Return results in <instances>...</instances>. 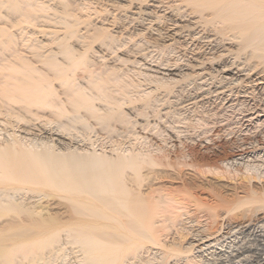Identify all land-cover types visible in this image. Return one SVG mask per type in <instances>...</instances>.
<instances>
[{
    "label": "bare ground",
    "instance_id": "1",
    "mask_svg": "<svg viewBox=\"0 0 264 264\" xmlns=\"http://www.w3.org/2000/svg\"><path fill=\"white\" fill-rule=\"evenodd\" d=\"M110 1L118 0H0V112L9 116L3 119L5 125L23 128H19L23 135L0 145V264H53L62 250L61 236L76 248L78 264H143V250L148 245L162 247L161 237L178 230L185 214L208 220L209 232L222 214L236 221L248 217L243 206L264 203V188L246 184L264 178V156L257 162L258 146H254L258 141L248 142L252 155L239 153L243 157L237 162L243 169L238 174L240 186L207 181L225 173L204 155L209 145H215L208 131L218 133L222 128L215 129L217 119L195 117L208 111L207 106L182 93V82L189 76L200 79L205 70L204 76L222 84L216 105L222 106V112L231 110L228 114L236 118L239 132L243 119L252 122L264 116V0H129L114 10L141 6L133 19L137 23L130 28L123 16H114L118 10L108 11ZM152 11L154 19L149 18ZM137 35L142 36L140 43L133 41ZM141 50H146V57L152 51L158 56L151 63L130 61ZM188 50L191 57L182 59ZM128 62L143 67L133 71L137 79L121 68ZM142 70L172 76H151ZM141 75L149 89H141ZM180 92L187 99L178 103ZM175 102L183 109L185 103L193 104L187 107L192 115L177 114ZM170 113L175 114L172 124L162 129L150 122ZM34 119H47V125L42 127ZM183 121L202 129L185 135L191 142L194 137L204 142L205 152L198 150L201 162L186 159L193 154L194 143L188 144L187 153L182 147L179 152L172 150V158V147H153L147 134L135 129L152 132L167 144V126L179 137L183 130L173 123ZM263 123L258 124L261 132ZM42 130L51 133L47 138L41 134L46 141L36 145L33 139ZM93 132H103L100 137L108 141L96 138L100 144L95 145ZM243 144L236 143L240 151H246ZM191 214L185 219L192 220ZM243 246L231 257L246 252ZM182 248L167 244L165 255H180Z\"/></svg>",
    "mask_w": 264,
    "mask_h": 264
},
{
    "label": "rangeland",
    "instance_id": "2",
    "mask_svg": "<svg viewBox=\"0 0 264 264\" xmlns=\"http://www.w3.org/2000/svg\"><path fill=\"white\" fill-rule=\"evenodd\" d=\"M94 1V0H93ZM96 1H98V0H96ZM99 1H101V0H99ZM111 3H112V1H110ZM119 2V3H118ZM120 2H122V3H120ZM127 2V3H126ZM124 3H126V4H124ZM129 3V0H118V1H116V2H113L111 5H109L108 7H107V9H108V11H111L112 13L113 12H116L117 10V12L116 13H114L115 15L114 16H116V17H118V16H123L122 18L124 19V22L125 23H128L127 21H129V25L128 24H125L126 26H128V28H130V27H133L132 26V24H134V23H137V22H134L133 21V19H137V17L139 16V12H141L142 10H141V6L139 7L138 6V8H137V6H134L133 4H131L130 5V7H123L124 8V10L122 9V10H120V8L119 9H117V10H114V9H116L114 6H118V5H120V4H123V5H127ZM114 4V5H113ZM130 9V10H129ZM135 9H137V10H135ZM139 9V10H138ZM131 12H129V11ZM132 10H133V12H132ZM148 9H146V11H147ZM150 10V9H149ZM149 10H148V12H149ZM126 12V13H125ZM129 12V13H128ZM137 12V13H136ZM155 12V11H154ZM153 11L152 12H150L151 14H150V16H149V18H153V16H154V13ZM158 12H160V13H162V10H159ZM157 12V13H158ZM120 13V14H119ZM125 15H124V14ZM119 14V15H118ZM123 14V15H122ZM136 14V15H135ZM137 14H138V16H137ZM152 14H153V16H152ZM159 14V13H158ZM131 17L132 15V18L130 19V17ZM156 15V14H155ZM110 17L112 18L113 16L110 14ZM125 17V18H124ZM129 17V18H128ZM154 17H156V16H154ZM151 18V19H152ZM126 19V20H125ZM129 19V20H128ZM154 19V18H153ZM130 20H132V21H130ZM130 22H132V23H130ZM113 28V27H112ZM128 28H126V30H128ZM114 29V28H113ZM144 36V35H143ZM140 39H142V36L141 35H137V36H135L134 37V40L133 41H137L138 43H140L141 41H140ZM140 45V44H139ZM138 45V46H139ZM143 46L144 47H147V46H145L144 44H143ZM151 48H148V50H150ZM182 49H180V52H178L179 54H183V50L181 51ZM144 51H146V50H141L140 52H138L137 54H135L134 55V53L132 54V58L130 59V61H132V60H139V62H141V63H143L145 60H147V61H149L150 63H151V61L153 62L154 61V59H155V57H157L158 56V54H156V51H152L151 53H149L148 55L149 56H145V54H146V52H144ZM178 51V50H177ZM191 50H188L187 51V55H186V57L188 56V57H191V53L189 54V52H190ZM145 53V54H144ZM143 54H144V56H143ZM151 54V55H150ZM155 54V55H154ZM173 54V53H172ZM172 54H169L170 55V57H172ZM137 56V57H136ZM141 56V57H140ZM153 56V57H152ZM167 56V54L165 55V57ZM129 57V56H128ZM143 57V58H142ZM176 57V56H175ZM186 57H182V59L183 58H185V60L186 59H188V57L186 58ZM136 58V59H135ZM140 58V59H139ZM141 58L143 59V60H141ZM150 59V60H149ZM143 61V62H142ZM148 62V63H149ZM130 63H132V62H128L127 64H126V66H121V68H123L124 69V67L125 68H127V69H130V70H127V69H124L123 71L124 72H129L131 75H134V78L135 79H137L138 77L137 76H135V74H133V71L134 72H140L141 71V68H143V67H140L139 68V65H136V64H134V63H132V64H130ZM129 64V65H128ZM134 64V65H133ZM131 67V68H130ZM133 67V68H132ZM137 67L140 69V71H139V69L137 70ZM126 70V71H125ZM198 70V69H197ZM144 73H145V71L146 70H142ZM195 71V70H194ZM187 72V71H186ZM197 72H201L200 70H198ZM205 70H203L202 71V74L203 75H201L202 77L200 78V79H194L192 76L190 77L189 76V78H187L186 79V81H184V82H182V84H183V86H185V90L182 92L183 93V95L185 94V96H186V94H187V98L188 97H195L194 99L196 100V101H198L199 99V101H198V103L201 105H204L203 107L205 108L206 106V108L205 109H207L208 111H205V113H201V112H197L196 114V116L195 117H197L198 115H204V116H200V118H202L203 120H206V121H211V120H214V121H216V119H217V121H220L219 122V124H218V122L216 123V127H215V129H217L218 130V128H222V130H219V132L217 133V131H213L214 129H212L211 131H208V135H211L212 136V139L214 140V144L215 145H209V148L211 149V151H210V149H209V151H207L206 150V148H205V150H206V152H208V154H204L205 155V158H207V159H211L212 161L214 160V161H216L217 163H218V167L223 171V172H225V173H223L222 174V176H221V174H217L216 176H214V177H212V178H207V181L208 182H212V183H214V182H216V183H214V184H217V183H222V184H224V185H232V186H234V185H238V186H240V183H242L243 181L241 180V178H240V175H238V174H240V171L241 170H243V169H241V167L239 166V164H237V162H239V161H241V158L243 159V157L242 156H240V154H243L244 153V155L243 156H247V153H248V155L250 154V155H252L253 153H251V149H250V146H252L251 144L249 145L248 144V142H251V140H255V141H258V142H255V144H254V146H258V147H256V149H257V151H256V153L258 152V157L259 158H257L258 160H257V162H262L263 160H262V158H264V157H262V156H264V137L262 136L263 134H264V132H261V127L262 126H258V124L261 122V120H264V116H260V117H258V119H253V121L252 122H249V121H245V119H243L244 121H243V125L240 127L241 128V132H239L238 131V127H237V124L235 123V117L233 116V114L232 113H230V114H228L231 110L230 109H227V111L225 110V112H222V111H224V109L222 108V106H219V105H216V103H218V100H215V95L216 94H218V92L221 90V88H220V86L222 85H220V84H217L216 82H217V79H213V80H211V79H209V76H204L205 75ZM151 74V76H157V77H164V78H170L172 75H162V74H159V73H154V72H148V71H146V74ZM176 73V72H175ZM162 75V76H161ZM142 76V75H141ZM140 76V79L139 80H141V82H142V86H141V89H144V88H150L149 86L147 87L146 85H144L145 84V80H143V76L141 77ZM150 76V77H151ZM204 76V77H203ZM149 77V78H150ZM191 78V79H190ZM193 78V79H192ZM205 78V79H204ZM143 80V81H142ZM193 80H194V82H193ZM205 81V82H204ZM190 82V83H189ZM193 82V83H192ZM201 82V83H200ZM214 82V83H213ZM188 83V84H187ZM198 83V84H197ZM200 83V84H199ZM191 86H190V85ZM196 85V86H195ZM202 85H204V86H202ZM216 85V86H215ZM144 86V87H143ZM146 86V87H145ZM188 86V87H187ZM192 87H193V89H192ZM152 88V87H151ZM196 88H199L198 90L196 89ZM209 88V89H208ZM190 89V90H189ZM214 91H213V90ZM216 89V90H215ZM218 89V90H217ZM220 89V90H219ZM193 90V91H192ZM205 90V91H204ZM206 90H212L211 91V93L209 94V93H206V92H208V91H206ZM223 90V89H222ZM221 90V91H222ZM187 92V93H186ZM217 92V93H216ZM181 93V92H180ZM179 93V94H180ZM182 93L180 94V97L182 98H180L179 99V101H178V103H181L183 100H186L187 98H185V96H183L182 95ZM190 93V94H189ZM197 94V95H196ZM223 93H220L219 95L221 96ZM195 95V96H194ZM203 95V96H202ZM201 96V97H200ZM199 97V98H198ZM174 98V97H173ZM183 98H185V99H183ZM171 100H176L175 98L174 99H171ZM201 100H202V102L203 103H201ZM191 101V100H190ZM208 101V102H207ZM217 101V102H216ZM213 103V104H212ZM186 104V106H185V109H183L184 107H181V106H177V104H176V102H175V105H176V112H177V114H181L182 116H188V115H192V111L190 110V109H188L189 107H191V105H193V104H191V105H187V103H185ZM188 107V108H187ZM178 108V109H177ZM212 108H213V111H211L212 110ZM215 108H217V110H214ZM180 109H182V110H180ZM220 109V110H219ZM2 110H4V107H2ZM199 110V109H198ZM201 110V109H200ZM228 110H229V112H228ZM187 111V112H186ZM179 112V113H178ZM190 112V113H189ZM192 112V113H191ZM162 113H163V111H162ZM187 113H189V114H187ZM199 113V114H198ZM213 113H214V115H213ZM217 113V114H216ZM227 113V114H226ZM6 115L5 114V112L4 111H2V112H0V119H1V121L3 120V119H7L8 117H7V115L6 116H4V115ZM185 114V115H184ZM224 114V115H223ZM264 114V113H263ZM218 115V116H217ZM227 115H229V116H227ZM262 115V114H261ZM173 116H175V114H173V113H170L169 115H167V118H166V116H164L161 120H159V119H157V120H150V122L151 123H154L155 122V124L158 126V127H160L161 129L163 128V127H165L166 125L165 124H167V125H170V124H172L171 122H172V119H173ZM223 116V117H222ZM227 116V117H226ZM2 117V118H1ZM208 117H209V119H208ZM218 117V118H217ZM229 117V118H228ZM191 118H193V116L191 117ZM198 118H199V116H198ZM206 118V119H205ZM223 118H225V119H223ZM232 118H234L233 120H232ZM166 119H167V121H166ZM170 119H171V121H170ZM30 120H33V119H30ZM35 120V122L36 123H38V125H40V126H45V124L47 123V119H34ZM161 122H159V121ZM164 120H165V123H164ZM228 120V121H227ZM259 122H257V121ZM5 120H3L2 121V123L4 124H0V145H3L4 143V140H11V138H13L15 135H18V133L20 134V135H23L22 133H21V130L19 129V128H21V129H23L22 127H16L15 126V129H14V127H11L10 125L8 126V125H5V122H4ZM139 121H141V119L139 120ZM157 121H158V123H157ZM222 122V123H221ZM256 122V123H255ZM177 123V124H176ZM180 123V124H179ZM225 123H226V125H225ZM228 123V124H227ZM176 127H177V129H180V130H183L182 131V133H181V135H182V137H181V135L179 134V137L176 135V133H175V131L173 130V132H172V128L171 127H169V126H167V128L166 129H168V130H166L165 132H166V134H167V136H166V141H167V144H166V142H162L158 137H155V135H153V133L152 132H146V131H142L139 127H135V129H136V131H139V133H140V135H144V136H146V134H147V137H148V139H149V141L151 142V143H153V147H157V146H163L164 148H168V149H170L171 147V152H172V154L170 153V155H171V157L172 158H174V151H172V150H175V149H177L178 150V152H179V148H184V150H185V152L187 153V152H189V150H188V144L190 145H193V143H194V149H193V154L190 152V156H189V154H188V156L186 157V159L188 160H190L191 159V161H193L194 163L196 162V161H198V162H201V160L199 161V159H201V155H202V153H200V152H205V150L203 149V145H204V142L203 141H200V143H199V140H200V138H198V140H197V137L195 138L194 137V140L195 141H193L192 140V142H191V139H186V136H191V135H188L187 133H189V134H192L193 133V131L194 132H197V133H202V129H200V128H195V129H193L192 128V125H190L189 123L187 124V121L186 122H175V123H173ZM186 124V125H185ZM234 124V125H233ZM250 124V125H249ZM255 124V125H254ZM264 124V123H263ZM47 125V124H46ZM160 125V126H159ZM180 125V126H179ZM218 125V126H217ZM232 125V126H231ZM252 125V126H251ZM42 126V127H43ZM53 127H54V129L57 127L56 125H52ZM66 126V125H65ZM163 126V127H162ZM251 128H250V127ZM2 127V128H1ZM120 126H118V128L117 129H119L120 131H121V127L119 128ZM191 127V128H190ZM218 127V128H217ZM226 127V128H225ZM81 128V130L80 131H82V127H80ZM79 128V129H80ZM189 131H187L186 129ZM233 128V129H232ZM260 128V129H259ZM17 129V130H16ZM38 129H40V128H38ZM71 129V128H70ZM78 129V130H79ZM249 129H250V131H249ZM176 130V129H175ZM196 130V131H195ZM229 130H231L232 132H230ZM244 130V131H243ZM252 130H254V131H252ZM191 131V132H190ZM169 132V133H168ZM224 132V133H223ZM13 133H15V134H13ZM46 133V134H45ZM48 133H51V132H48L47 130H45L44 132H43V130L40 132V133H38L39 135H35L36 137H39L38 139H33L34 141H36V142H33L34 144L36 143V145L38 144V145H44V141H46V139L44 138V137H46L47 135H48ZM74 134H76V132H73ZM103 132H96V134L94 135V132L93 133H90V137H91V139L92 140H94L95 141V145L96 144H100V142L99 141H97V139L98 138H100V140H104V141H108V139L107 138H105V139H103V137H106V136H102V137H100L101 136V134H102ZM175 133V134H174ZM184 133V134H183ZM215 133V134H214ZM227 133H229V134H227ZM44 136H42V135ZM222 134V135H221ZM224 134V135H223ZM227 134V135H226ZM246 134V135H245ZM251 134V135H250ZM254 134V135H253ZM256 134V135H255ZM8 135V136H7ZM46 135V136H45ZM68 135V134H67ZM169 135V136H168ZM186 135V136H185ZM242 135V136H241ZM253 135V136H252ZM27 136V135H26ZM153 136L155 137V138H153ZM177 138H176V137ZM183 136H184V138H183ZM218 136H221V137H218ZM228 136V137H227ZM261 136V137H260ZM1 137H3V138H1ZM6 137V138H5ZM8 137V138H7ZM30 137V136H29ZM41 137V138H40ZM53 137L54 138H57V137H60V136H57V135H53ZM171 137H172V139H171ZM200 137H202V136H200ZM47 138V137H46ZM97 138V139H96ZM113 138L114 139H116V140H118V139H120V137L119 136H116V135H113ZM156 138H157V140H156ZM170 138V139H169ZM181 138H183V139H181ZM250 138V139H249ZM80 139V137H78L77 139H76V141L77 140H79ZM179 139H181V141H182V144H180V141L178 142V140ZM124 140L125 139H121V142H124ZM186 140H187V142H186ZM217 140V141H216ZM239 140V141H238ZM250 140V141H249ZM64 141V140H63ZM65 141H67V140H65ZM64 141V142H65ZM168 141L170 142V143H168ZM221 141V142H220ZM235 141V142H234ZM131 142H134L135 143V146H137V147H139V143L138 142H136L135 140H133V141H131ZM183 142H185V143H183ZM191 142V143H190ZM217 144H216V143ZM226 142V143H225ZM1 143H3V144H1ZM103 143H105V142H103ZM136 143H137V145H136ZM155 143V144H154ZM187 143V144H186ZM197 143V144H196ZM202 143V144H201ZM223 143V145H224V143H225V145L227 144V146H225L224 147V149L222 148V146H221V144ZM229 143V144H228ZM233 145V144H235V145H231V144ZM236 143H237V145L239 146L241 143H244L243 145H242V148H244V147H246V151H244L243 149H242V151H240L239 149H240V147H238L237 145H236ZM240 143V144H239ZM48 144V143H47ZM200 144V145H199ZM258 144V145H257ZM106 145L108 146L109 145V143H106ZM123 145H125V146H128V143H126V144H124L123 143ZM167 145V146H166ZM172 145V146H171ZM180 145V146H179ZM182 145V146H181ZM196 145V146H195ZM199 145V146H198ZM229 145V146H228ZM248 145V146H247ZM99 146V145H98ZM176 146V147H175ZM184 146V147H183ZM236 146V147H235ZM244 146V147H243ZM196 147V148H195ZM262 147V148H261ZM202 148V149H201ZM223 150H222V149ZM234 148V149H233ZM239 148V149H238ZM177 150H176V153H178L177 152ZM198 150L200 151V152H198ZM235 150V151H234ZM234 151V152H233ZM238 151V152H237ZM240 153V154H239ZM207 155H209V156H207ZM235 155H236V157H235ZM226 157V161H222V159H224L223 157ZM240 156V157H239ZM189 157V158H188ZM195 157V158H194ZM231 157V158H230ZM260 157H262V158H260ZM237 159V160H236ZM240 159V160H239ZM244 159H246V158H244ZM231 160V161H230ZM233 160V161H232ZM235 160V161H234ZM230 161V164L228 163ZM232 162V163H231ZM236 162V163H235ZM216 163V164H217ZM225 163H226V165H225ZM228 163V164H227ZM197 165V164H196ZM238 165V166H237ZM240 170V171H239ZM262 170V169H261ZM260 171V170H259ZM258 171V172H259ZM262 173H264V169L262 170ZM229 174V175H228ZM221 177H223V178H221ZM225 177V178H224ZM238 177V178H237ZM219 178V179H218ZM235 178V179H234ZM232 179V180H231ZM238 179V180H237ZM257 180V181H256ZM232 183H231V182ZM235 183H234V182ZM239 181H241L240 183H239ZM259 181V182H258ZM246 183V182H245ZM255 183V184H254ZM247 184V186L249 187H251L252 185H255L257 188H258V190L260 189L261 190V188L263 187L264 188V178H261L260 180L259 179H257V178H254L252 181H251V183L249 182H247L246 183ZM263 184V185H262ZM260 187V188H259ZM243 191V190H242ZM240 194H243L242 192L240 193ZM17 197H18V195H17ZM254 203V204H253ZM250 204V205H249ZM262 204V205H261ZM249 205V206H248ZM260 205H261V207H260ZM259 206V207H258ZM248 207V208H247ZM251 209H250V208ZM243 208H245L244 210H247V213H248V217H245V218H242V219H236V221H234V219L233 220H229V219H225L226 218V215H224V214H222V216L224 217H220L219 219H218V224L213 228V229H211L209 232H207L206 231V228L209 226V223H208V220H205L204 221V219H196V218H193L192 216V214H191V212H189L188 214H185L184 216H183V221H180L179 222V224H177L178 225V230H176V229H171V231L169 232V234L164 238V237H161V240L164 242V245L162 246V247H160V246H156V248L152 245H148L147 246V248H145L144 250H143V256H141V262L143 263V264H233V262H231L230 260H232L233 259V261H236L238 264H264V203H262V202H251V203H248L247 205H245V206H243ZM262 208H263V210H262ZM190 209H192V207L190 208ZM252 212H251V211ZM253 210H254V212H253ZM189 214H191V219L192 220H187V219H185V218H187V217H189L190 215ZM250 217V218H249ZM222 218V219H221ZM195 220H197V221H195ZM227 220V221H226ZM229 220V221H228ZM193 221V222H192ZM191 222V223H190ZM200 222V223H199ZM206 222V223H205ZM184 223V224H183ZM189 223V224H188ZM225 223V224H224ZM234 223V224H233ZM239 223V224H238ZM193 224V225H192ZM208 224V225H207ZM179 225H180V227H179ZM187 225V226H186ZM189 225H191L190 227H189ZM195 225V226H194ZM202 227H200V226ZM219 225H220V227H219ZM183 226V227H182ZM192 226H193V228H192ZM229 226V227H228ZM181 227H182V229H181ZM186 227V228H185ZM199 227V228H198ZM216 227H218L219 229H217ZM185 228V229H184ZM216 228V229H215ZM188 229H191V230H189L188 231ZM182 230H184V231H182ZM187 230V231H186ZM201 230H203V231H205L204 233H202V231ZM218 230V231H217ZM194 231V232H193ZM200 231V232H199ZM217 231V232H216ZM173 233V234H171L170 235V233ZM184 234H183V233ZM179 233V234H178ZM196 233H198L197 235H196ZM208 233V236H209V238H208V236L206 235ZM249 233V234H248ZM187 234V235H186ZM194 234H195V236H194ZM200 234V235H199ZM205 234V235H204ZM211 234V235H210ZM179 235V236H178ZM204 235V236H203ZM187 236V237H186ZM198 236V237H197ZM200 236V237H199ZM202 236L203 237H206V238H202ZM211 236V237H210ZM246 236V237H245ZM63 237V238H62ZM182 237V238H181ZM253 237V238H252ZM186 238V239H185ZM197 238H199V239H197ZM208 238V239H207ZM61 242L62 241H64V243L63 244H61V248H62V250L59 252V254L58 255H56V257L54 258V261H53V264H58V262L60 263V264H78V260H77V258H76V253H75V251H76V248H74V245L73 244H70V243H67L66 241H65V239H64V236H61ZM164 239V240H163ZM201 239H202V241H203V243L201 242ZM170 240V241H169ZM173 240V241H172ZM197 240V241H196ZM167 241V242H166ZM216 241V242H215ZM205 242V243H204ZM243 242V243H242ZM181 243V244H180ZM192 245H191V244ZM221 243V244H220ZM239 243V244H238ZM174 245L175 247H178V246H180V248H182V250H184V253H181L180 255L178 254L177 256H166L165 255V253H166V245ZM178 244H180V245H178ZM190 244V245H189ZM217 244V245H216ZM196 245V246H195ZM244 245V246H243ZM68 246V247H67ZM239 246H243V249H245L246 250V252L244 251L243 253H241V255L239 256H237V257H235V258H232L233 257V255H235L237 252H238V248L237 247H239ZM248 248H247V247ZM152 247V248H151ZM154 247V248H153ZM191 247V248H190ZM212 247V248H211ZM235 247H236V249H235ZM66 248V249H65ZM68 248V249H67ZM71 248H74V249H72L71 250ZM149 249V250H148ZM241 249V248H240ZM239 249V250H240ZM155 250V251H154ZM187 250H188V252H187ZM234 250H236V251H234ZM66 251V252H65ZM69 251V252H68ZM72 251H74V253L72 252ZM147 251V253L145 254V252ZM248 251V252H247ZM64 252V253H63ZM152 252H154V253H152ZM163 252V253H162ZM61 254V255H60ZM66 254H68V256L66 255ZM64 255V256H63ZM75 255V256H74ZM153 255V256H152ZM59 256V257H58ZM65 256H67V257H65ZM147 256V257H146ZM158 256V257H157ZM228 256V257H227ZM232 256V257H231ZM58 257V258H57ZM63 257H65V258H63ZM73 257H75V258H73ZM153 257V258H152ZM155 257V258H154ZM176 257V258H175ZM248 257V258H247ZM57 258V259H56ZM146 258V259H145ZM245 258V259H244ZM63 261H62V260ZM150 259V260H149ZM226 259H228V260H226ZM61 260V261H60ZM144 260V261H143ZM175 260V261H174ZM219 260H220V262H219ZM67 261V262H66ZM69 261V262H68ZM145 262V263H144ZM150 262V263H149ZM160 262V263H159ZM164 262V263H163ZM168 262V263H167ZM227 262V263H226Z\"/></svg>",
    "mask_w": 264,
    "mask_h": 264
}]
</instances>
